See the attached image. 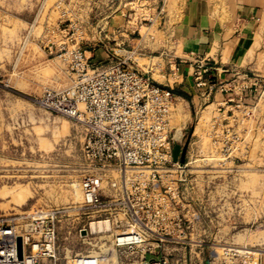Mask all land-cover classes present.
Wrapping results in <instances>:
<instances>
[{
	"label": "rangeland",
	"instance_id": "obj_1",
	"mask_svg": "<svg viewBox=\"0 0 264 264\" xmlns=\"http://www.w3.org/2000/svg\"><path fill=\"white\" fill-rule=\"evenodd\" d=\"M171 5L172 0H0V222L56 211L60 264L88 249L73 230L97 221L81 217V128L44 109L40 100L47 90L72 84L77 52L103 65L128 56L129 64L161 81L167 70L163 53L170 48L164 18ZM253 37L255 65L248 74L261 76V90L242 99L235 91L229 107L220 105L219 94L218 101L196 109L181 101L174 110L172 135L182 133L178 142L188 162L215 170L221 213L210 227L215 234L190 237L201 246L191 243L181 254L186 264H259L264 258V10Z\"/></svg>",
	"mask_w": 264,
	"mask_h": 264
},
{
	"label": "built area",
	"instance_id": "obj_2",
	"mask_svg": "<svg viewBox=\"0 0 264 264\" xmlns=\"http://www.w3.org/2000/svg\"><path fill=\"white\" fill-rule=\"evenodd\" d=\"M85 53L74 55L72 84L47 90L40 104L80 126L81 217L109 227L73 230L88 249L65 257L64 264H186L181 254L191 243L201 246L190 237L216 232L210 228L221 215L215 170L192 166L187 156L183 164L174 159L171 124L179 100L170 87L129 64L128 56L103 65ZM177 71L170 69L173 82ZM224 73L208 60L195 61L201 104L221 94L220 105L229 107L235 91L242 99L262 89L260 76L235 72L226 79ZM56 219L57 212L49 211L2 220L0 264H60Z\"/></svg>",
	"mask_w": 264,
	"mask_h": 264
},
{
	"label": "crops",
	"instance_id": "obj_3",
	"mask_svg": "<svg viewBox=\"0 0 264 264\" xmlns=\"http://www.w3.org/2000/svg\"><path fill=\"white\" fill-rule=\"evenodd\" d=\"M263 10L264 0H172L164 18L170 38L169 52L163 53L167 70L160 74L158 83L170 87L179 102L196 109L201 105L192 76L196 60H208L219 72H225L222 76L226 79L235 72H253V35ZM175 66L178 71L173 82L169 72ZM199 122L194 134L200 132ZM259 264H264V258Z\"/></svg>",
	"mask_w": 264,
	"mask_h": 264
},
{
	"label": "water",
	"instance_id": "obj_4",
	"mask_svg": "<svg viewBox=\"0 0 264 264\" xmlns=\"http://www.w3.org/2000/svg\"><path fill=\"white\" fill-rule=\"evenodd\" d=\"M182 134L179 130H176L174 132V134L172 135V141L174 144L173 147V155H174V159L178 160L180 159L181 164L184 163V159H185V154H186V147H181L180 143L178 142L181 138H182ZM21 240H18V255L19 257H21Z\"/></svg>",
	"mask_w": 264,
	"mask_h": 264
},
{
	"label": "bare ground",
	"instance_id": "obj_5",
	"mask_svg": "<svg viewBox=\"0 0 264 264\" xmlns=\"http://www.w3.org/2000/svg\"><path fill=\"white\" fill-rule=\"evenodd\" d=\"M198 125H200V122H199ZM198 125H197V126H198ZM196 130H197V128H196ZM75 193H76V192H75ZM78 194H79V193H78ZM82 194H83V191H82ZM76 195H77V193H76ZM76 195H75V196H76ZM14 198H15V197H14ZM18 199H19V200H18ZM18 199H17V200L20 201V198H19V197H18ZM74 201H75V200H74ZM90 226H91L92 229H96V228H98V227H99V228H100V227H104L102 223H100V224L92 223ZM106 226H107V224H106ZM107 228H108V227H107ZM111 264H115V262L113 261V259L111 260Z\"/></svg>",
	"mask_w": 264,
	"mask_h": 264
}]
</instances>
